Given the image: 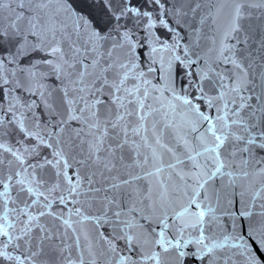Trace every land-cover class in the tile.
I'll return each mask as SVG.
<instances>
[{
    "label": "snow or ice",
    "instance_id": "1",
    "mask_svg": "<svg viewBox=\"0 0 264 264\" xmlns=\"http://www.w3.org/2000/svg\"><path fill=\"white\" fill-rule=\"evenodd\" d=\"M0 264H264V0H0Z\"/></svg>",
    "mask_w": 264,
    "mask_h": 264
}]
</instances>
